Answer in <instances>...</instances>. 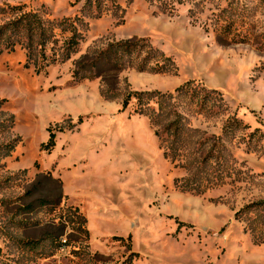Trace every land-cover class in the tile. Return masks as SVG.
I'll return each mask as SVG.
<instances>
[{
	"label": "rangeland",
	"instance_id": "obj_1",
	"mask_svg": "<svg viewBox=\"0 0 264 264\" xmlns=\"http://www.w3.org/2000/svg\"><path fill=\"white\" fill-rule=\"evenodd\" d=\"M90 1L0 0L49 22L77 19L83 35L76 53L40 73L25 48L0 53V264H264V242L235 218L264 199V136L247 143L249 131H264V51L254 44L264 43V0H101L98 10ZM134 37L175 70L108 65L100 78L74 80L80 60ZM188 80L203 87L199 98L213 89L202 110L174 92ZM133 90L174 92L162 110L166 122L175 106L183 116L174 161L135 99L124 105ZM234 112L249 127L222 136L225 179L215 184L216 160L202 156Z\"/></svg>",
	"mask_w": 264,
	"mask_h": 264
},
{
	"label": "trees",
	"instance_id": "obj_2",
	"mask_svg": "<svg viewBox=\"0 0 264 264\" xmlns=\"http://www.w3.org/2000/svg\"><path fill=\"white\" fill-rule=\"evenodd\" d=\"M101 0H92L89 4L95 5L98 10ZM90 5V6H91ZM171 10V9H170ZM0 15H7L6 20L0 23V53L3 51H12L20 46L25 48L28 58L36 55V71L38 73L44 71L48 65L57 61H65L70 58L72 53L79 50L83 35L81 34L77 19L63 18L49 22L45 20L38 12L27 10L24 4H2L0 5ZM56 28L61 29V33L56 32ZM66 33L62 36V33ZM236 42H247L249 36L234 37ZM151 41L147 37H134L132 39L115 40L109 42L105 47L96 49L94 56L85 57L80 60L74 71L73 78L75 81H81L85 78H100L101 67L112 66L117 72L125 67H134L138 71L149 70L154 73L168 72L175 70L173 58L166 55L161 49L150 44ZM255 46L264 51V43H254ZM58 48L55 50V48ZM144 48H148L144 52ZM143 53L144 56H143ZM125 60H127V63ZM28 62L26 61V65ZM83 71H86L84 73ZM108 89H103V93H107ZM203 87L196 84L193 80H188L175 89L174 92H184L189 95L191 101L197 104V109L202 110L207 102V92H213L211 89H205L202 96L199 98ZM209 90V91H208ZM174 92H162L160 90H133L127 93L123 99L124 105L127 106L132 99H135L134 111L136 113H145L150 119V123L155 129V135L160 140L164 154L169 156L174 161L178 155V131L183 125L182 113L173 107L175 117L166 122L162 116L163 107L166 105L167 99L174 96ZM7 102V99H0V103ZM151 102H153L151 104ZM249 127L247 123L234 112L225 120L222 131L223 134L211 135L214 138L211 148L202 156L201 164L207 163V160L215 159L210 167V171L214 173L215 184L224 182L221 174L218 172L221 164V151L224 144L220 143L222 136L228 131L234 130L239 126ZM172 130V135L168 134ZM171 135V136H170ZM254 136H264V131L256 128L248 132L247 143ZM210 137V135H209ZM56 133L50 131L49 139L46 143H42V148L52 149L55 145ZM217 140V142H216ZM220 144L217 148L216 144ZM15 145L7 144L5 147L8 151L13 150ZM216 147V149H215ZM216 150V151H214ZM218 159V160H217ZM189 179V178H188ZM186 178V180H188ZM183 178L178 179L179 186L182 189L189 187ZM194 190H196L194 188ZM74 220L78 219L79 223L87 222V218L78 207H74ZM235 218L242 220L246 224L253 239L257 243L264 242V199L251 201L242 206L235 212ZM77 221V220H76ZM89 235L87 228L84 229ZM114 239L121 240L123 237L113 236Z\"/></svg>",
	"mask_w": 264,
	"mask_h": 264
}]
</instances>
